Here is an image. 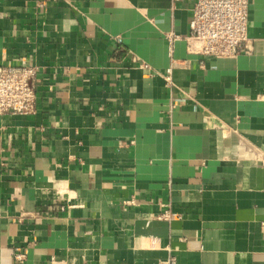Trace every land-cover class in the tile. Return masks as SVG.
Returning <instances> with one entry per match:
<instances>
[{
    "label": "crops",
    "instance_id": "1",
    "mask_svg": "<svg viewBox=\"0 0 264 264\" xmlns=\"http://www.w3.org/2000/svg\"><path fill=\"white\" fill-rule=\"evenodd\" d=\"M194 2L0 0V64L38 68L0 116V264H264V0L166 86Z\"/></svg>",
    "mask_w": 264,
    "mask_h": 264
},
{
    "label": "built area",
    "instance_id": "2",
    "mask_svg": "<svg viewBox=\"0 0 264 264\" xmlns=\"http://www.w3.org/2000/svg\"><path fill=\"white\" fill-rule=\"evenodd\" d=\"M249 5L250 0H195L188 31L176 33L172 30L165 33L170 58V64L162 73L166 86L173 84L172 71L179 66L174 57L175 42L178 40L185 41L189 54L221 58L234 57L248 51ZM141 66L148 67V64L141 63ZM37 71L35 65L26 63L0 64V116L36 112L34 82ZM15 257L21 259L22 254H16ZM172 262L173 258H170L165 264Z\"/></svg>",
    "mask_w": 264,
    "mask_h": 264
}]
</instances>
